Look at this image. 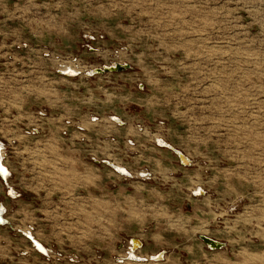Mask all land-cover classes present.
Instances as JSON below:
<instances>
[{
	"label": "rangeland",
	"instance_id": "1",
	"mask_svg": "<svg viewBox=\"0 0 264 264\" xmlns=\"http://www.w3.org/2000/svg\"><path fill=\"white\" fill-rule=\"evenodd\" d=\"M0 139V264H264V0H0Z\"/></svg>",
	"mask_w": 264,
	"mask_h": 264
},
{
	"label": "water",
	"instance_id": "2",
	"mask_svg": "<svg viewBox=\"0 0 264 264\" xmlns=\"http://www.w3.org/2000/svg\"><path fill=\"white\" fill-rule=\"evenodd\" d=\"M126 68V65H122V64H115V65H111V66H103L101 68H96L94 69L92 72H88L89 75H93V74H97V73H102V72H112V71H118V70H122ZM62 74H65V75H70V76H76L78 75V72L72 70V69H69L66 70V71H61ZM114 120L117 121L118 118L114 117ZM118 122V121H117ZM120 122V121H119ZM160 142V141H159ZM160 145L161 146H164V147H168L170 148L171 150H173L181 164L183 165H190L191 164V161L190 159L180 150L172 147L169 143L167 142H160ZM4 148V144L0 141V151H2ZM107 164H109L116 172H118L119 174L121 175H124V176H128V177H132V174L126 169L123 167V169H125L127 172H123V171H120L118 169L117 166H115L114 164H110L109 162L106 161ZM6 168V166H2L0 164V170H4ZM0 175L1 177L3 178V180L6 182V178L3 174H1L0 172ZM142 175H146V174H142ZM6 209L5 207L0 204V225H7V224H10V221L4 217V213H5ZM22 233L28 237L30 239V241L34 244V246H37V245H40V242H38V240L34 239L33 236H31V234L29 232L31 231H23L21 230ZM200 239L210 248V249H221L225 246V243L223 242H219L205 234H200L199 235ZM136 241H139L140 242V245H138L137 247L134 245V242ZM142 246V242L140 239H136V238H133L131 239V246H130V250L128 251V256H127V259H132L134 261H147L148 259L145 258V257H141V256H136L134 253H136V250H138L140 247ZM36 249L40 252H42L43 254L47 255L48 253L47 252H44V251H41L38 247H36ZM164 251L156 254L155 257H151L152 260H155V261H159V260H162L163 257H164Z\"/></svg>",
	"mask_w": 264,
	"mask_h": 264
},
{
	"label": "bare ground",
	"instance_id": "3",
	"mask_svg": "<svg viewBox=\"0 0 264 264\" xmlns=\"http://www.w3.org/2000/svg\"><path fill=\"white\" fill-rule=\"evenodd\" d=\"M69 69L70 68H68L67 70L69 71ZM75 70V69H74ZM75 72H76V70H75ZM160 142H162L163 143V141H161L160 140ZM0 164L2 165V166H6L5 165V163H4V161H3V155H2V151H0ZM115 166H117V165H115ZM118 167V169L120 170V171H123V172H127L125 169H123V167H120V166H117ZM0 172H1V174H3L4 176H5V178L7 179L8 178V175H9V169H8V167L6 166V168L4 169V170H0ZM11 193H14L12 190H11ZM5 217V216H4ZM6 218V217H5ZM26 232H28V231H26ZM30 234H31V236H33V238L34 239H36V237L32 234V232H29ZM36 240H38V239H36ZM38 242H40L39 240H38ZM33 244V243H32ZM34 245V244H33ZM134 245L137 247L138 245H140V242L139 241H136V242H134ZM35 248L36 247H38L41 251H44V252H47L48 254H49V251H48V249L46 248V246H44V244H42L41 242H40V245H37V246H34ZM135 254V253H134ZM136 255V254H135ZM137 256V255H136ZM156 255H154V257H155Z\"/></svg>",
	"mask_w": 264,
	"mask_h": 264
},
{
	"label": "crops",
	"instance_id": "4",
	"mask_svg": "<svg viewBox=\"0 0 264 264\" xmlns=\"http://www.w3.org/2000/svg\"><path fill=\"white\" fill-rule=\"evenodd\" d=\"M116 123H118L117 121H116ZM0 141H1V139H0ZM5 162V161H4ZM6 163V162H5ZM7 167H8V165H7ZM9 169H10V167H8ZM11 170V169H10ZM6 185V184H5ZM2 189H4V183H3V181H2V179H0V192H2L3 190ZM10 189V191L12 190L14 193H10L9 195L12 197V200L13 201H18V199H20V197H22L23 196V194L22 193H20L19 192V190H18V188H15L14 186H9V184H8V189L7 190H9ZM8 192V191H7ZM1 199V198H0ZM2 203H3V205L6 207V210H7V206H6V203L4 202V201H1ZM7 217V216H6ZM8 218V217H7ZM9 221H10V219H9ZM10 224H11V221H10ZM48 251H49V249H48ZM160 252V251H159ZM156 254H158V252L156 253ZM149 260V259H148ZM147 260V261H148ZM152 260V259H151ZM134 261V260H133ZM121 262H123L122 260H121ZM136 262H144V261H136Z\"/></svg>",
	"mask_w": 264,
	"mask_h": 264
},
{
	"label": "flooded vegetation",
	"instance_id": "5",
	"mask_svg": "<svg viewBox=\"0 0 264 264\" xmlns=\"http://www.w3.org/2000/svg\"><path fill=\"white\" fill-rule=\"evenodd\" d=\"M11 175V174H10ZM10 175H8V178L10 177ZM0 177H1V175H0ZM2 178V177H1ZM2 180H3V178H2ZM4 181V180H3ZM4 183L8 186V181L6 180V182L4 181ZM11 193V191H10V189L8 190V194H10ZM12 194V193H11ZM0 204H2L3 205V203L0 201ZM4 206V205H3ZM5 207V206H4ZM5 209H6V207H5ZM6 214H7V210L5 211V213H4V216L6 217ZM7 218V217H6ZM8 219V218H7ZM9 220V219H8ZM0 226H3V225H0ZM130 246H131V243H130ZM129 250H130V247H129ZM128 250V251H129ZM128 251H127V254H128Z\"/></svg>",
	"mask_w": 264,
	"mask_h": 264
}]
</instances>
